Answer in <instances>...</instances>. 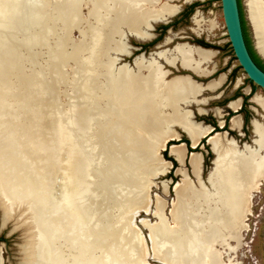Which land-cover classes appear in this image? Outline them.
<instances>
[{
  "label": "bare ground",
  "instance_id": "bare-ground-1",
  "mask_svg": "<svg viewBox=\"0 0 264 264\" xmlns=\"http://www.w3.org/2000/svg\"><path fill=\"white\" fill-rule=\"evenodd\" d=\"M175 1L0 0V207L5 215L24 218L30 241L19 264H229L223 255L233 250L231 242L241 246L250 196L264 181V124L252 120L251 144L240 146L227 132L210 133L212 127L193 120L188 106L207 104L198 96L216 92L226 76L206 85L188 75L168 79L160 61L206 77L212 71L205 67L215 57L211 50L183 43L148 58L138 55L132 66L119 63L130 55V36L153 40L154 26L168 24L179 13ZM262 1L245 0V5L264 54ZM169 35L163 46L174 42ZM241 102L229 104L235 113L231 130L238 132ZM251 102L264 113L263 97L254 95ZM22 112L31 123L39 116L42 132L53 126L63 136L60 142L69 151L60 153L58 143H51L50 161L60 179L72 176L71 199L61 195L56 202L52 176H41L32 163L6 158L12 144L5 139L6 123ZM198 113L206 112L199 108ZM215 115L221 118L219 109ZM223 124L219 121L220 128ZM175 129L192 149L207 139L213 167L204 183L202 155L190 153L194 185L183 168L184 144L169 147L179 161L181 181L168 215L157 196L156 221L140 220L148 229L145 241L133 220L147 215L150 185L170 168L159 153L169 141L180 140Z\"/></svg>",
  "mask_w": 264,
  "mask_h": 264
},
{
  "label": "rangeland",
  "instance_id": "rangeland-1",
  "mask_svg": "<svg viewBox=\"0 0 264 264\" xmlns=\"http://www.w3.org/2000/svg\"><path fill=\"white\" fill-rule=\"evenodd\" d=\"M185 4L189 3H186L185 0L184 3L183 0H177L173 2V5L180 7V11L184 10L187 7V5ZM240 4L249 33L250 41L252 45H254L255 40L252 34V27L247 18L245 0H240ZM204 6L205 7L198 8V10H196L195 12L193 10L191 14L187 16H182V14L180 15L179 11V13L169 21L170 24L168 23V27L170 28H168L164 33H162V35L158 37L157 43H155L154 45L151 44L149 46V51H155L157 53L163 50L172 49L176 44L186 43L215 52V57L213 58L212 62L208 63L205 68L208 71H212L211 74L214 73L213 76L210 77L211 80H215L223 74L226 76L225 82L223 83L221 88L214 92L215 94H209L211 99L208 100L207 104H203L200 106L191 104L188 106V109L192 112L193 120L195 122L212 127V132L224 131L228 133L229 137L235 139V141L239 142V139H241L239 145H243L244 143L251 144V139L253 137L250 126L251 121L256 119L264 124V113L254 103L251 102V98L254 95H260L264 98V90L251 84L243 70L239 68L240 66L234 57L231 46L229 45L230 43L228 41L225 25L223 22L220 0H206ZM195 20L201 22L200 26L195 23ZM155 27L156 26H154V28ZM161 27L162 26L160 24L159 26L157 25V28L161 29ZM198 28L201 30H199ZM167 31H170V33L174 35V42H172L170 45L163 46L162 43L164 42L165 38L170 36L169 32ZM150 33H152V31ZM74 37H77V33L74 34ZM131 43L136 46V44H134L133 42ZM156 45H158V49L153 48ZM129 56L123 57L119 61V63H127L129 66H132L133 62L132 65L129 64ZM160 63L162 66H165L164 69L169 73L168 79L175 77V75H188L185 72H179L176 70L180 67L178 64H176V66L174 67L166 65L162 61H160ZM250 89L251 93L249 95H246L245 90L250 91ZM201 94H203L204 97L207 96L205 92H202ZM202 97V95L198 96L197 99H206ZM238 99H245L243 107L240 108L238 112V115L241 117L242 123L243 117H245L246 120L245 129L243 131L246 134L244 138L243 136H238V131L231 130L230 124V121L235 116V113L231 111V109L229 108V104L231 102L237 101ZM64 100L65 99L62 97V101ZM199 108L203 109L206 113L204 115H200L198 113ZM216 109H219L221 118H218L215 115ZM219 121H222L223 123L226 122L225 125L223 124L224 126L221 129L217 127L219 125ZM175 131L179 134V138L181 140H173L175 142L174 145L180 144L181 142H183V140L187 141V138L183 132H181L179 129H175ZM243 132H241L242 135ZM205 140L206 139H202V150V146L197 148V150H190L189 146H187V149L189 153L197 152L203 154L201 177L202 181L204 183H207V176L213 167V164L211 163L212 161H214V155L210 151V147L206 145ZM189 142L190 141H188V144L191 145ZM169 147L167 145L166 149L159 153L161 159L170 163V168L167 170L164 176L160 177L158 180L153 181L154 184L156 183L154 186L150 185L148 195L150 197L151 206L149 208V212L147 213V215L146 213H140L133 220V224L139 229L140 235L145 241L148 237V229L141 225L140 220L144 219L148 223H153L156 221L154 208L157 196L165 201V213L168 215L171 205L174 201V187L178 182L181 181V176L178 173V169L180 168V166L175 161L174 157L169 155ZM65 159L66 156L61 154V160L64 161ZM183 168L186 169V173L193 184L198 185L196 182L197 180H195L190 173L191 169L189 165L185 163ZM58 174L56 172L52 174V196L54 197L56 202L60 200L59 197L61 195H63L65 198L71 199L74 187L72 176H70L69 174L68 176L62 175L64 179H60V177H58ZM65 180L68 188L65 190L62 189V192H60L61 186L63 187ZM164 183L168 185L166 193L163 189ZM250 204V212L244 219L245 229L240 233L241 246L239 248H236V244L231 242V247L233 248V250L231 252H228L229 254L225 253L223 255V260L225 261V263L264 264V181L259 187V191L257 193L251 194ZM169 223L170 225H174L171 219L169 220ZM28 234L29 233L26 229L24 218L19 216L18 213L5 215L2 210V216L0 215V251L3 264H19L20 258L25 255L27 243H29L30 241L28 238ZM40 238L41 236L39 234V236L37 237V249H39L40 247ZM151 264H155V262H151Z\"/></svg>",
  "mask_w": 264,
  "mask_h": 264
},
{
  "label": "water",
  "instance_id": "water-1",
  "mask_svg": "<svg viewBox=\"0 0 264 264\" xmlns=\"http://www.w3.org/2000/svg\"><path fill=\"white\" fill-rule=\"evenodd\" d=\"M220 2H221L223 22L225 25L228 41L232 48L234 57L238 62L239 66L241 67V69L243 70V72L245 73V75L247 76L248 80L253 85L264 90V71H262L253 61L245 44V40L242 32V26H241L238 1L220 0ZM252 34H253V30H252ZM253 38L255 40L254 34H253ZM252 46L256 54L264 61V54L261 53V51H259L256 42H254V45ZM188 76L191 78L190 75ZM10 121H12V123L11 122L6 123L5 126L6 127L5 139L10 144L12 142L13 145L11 144L9 146L10 149H5L7 151L4 152L5 155L7 156L6 158L9 161H17V163L21 161H24L26 164L32 163V165L36 167L37 171L41 174V176L43 175L45 176L49 174L51 178L52 174L55 171V166L54 168L51 167V161H50V154L52 153L51 143L53 146H55L58 143L57 150L58 152L61 151L60 153H62L63 151L65 152L69 151V149L66 148L67 146L65 142H60L64 140H62L63 136H59L60 134L59 130L58 129L55 130L53 126H49L46 128L44 132H42L44 129H41L38 125L39 116L33 117V122L31 123V117L26 118L24 116V112L21 113L20 117L16 121L13 119H11ZM210 133H212V131ZM205 143L207 144V139L205 140ZM5 146L6 143H4V148ZM201 146L203 147V145ZM57 153L56 155L58 157ZM211 164H213V161ZM29 176L30 175H28V177ZM7 179L9 178L7 177ZM22 187L15 188L16 193L20 192L19 195L21 196L23 195V193H21L20 191ZM34 187L35 189L33 193L37 196L38 193L40 192V189L37 186H35V184ZM67 188L68 187L65 180L63 187L61 186L60 192H62V189L65 190ZM17 197H18L17 198L18 201L24 200V197H20L18 195ZM25 200H30V199L27 198ZM32 206L30 205V209L32 208ZM19 209L22 208L21 207L19 208L17 206V210ZM0 215L2 216L1 208H0Z\"/></svg>",
  "mask_w": 264,
  "mask_h": 264
},
{
  "label": "flooded vegetation",
  "instance_id": "flooded-vegetation-1",
  "mask_svg": "<svg viewBox=\"0 0 264 264\" xmlns=\"http://www.w3.org/2000/svg\"><path fill=\"white\" fill-rule=\"evenodd\" d=\"M183 3H184V0H183ZM204 3H206V0H204V1H198V0H195V1H193V2H191V3H189V4H185V5H187V7L184 9V10H181L180 11V15L182 14V16H187V15H189V14H191V12L194 10V12L196 11V10H198V8H201V7H205L204 6ZM198 12H200V11H198ZM198 12H196V13H198ZM170 24V23H169ZM169 24H166V25H164V24H160L162 27H161V29H159V28H157V26L152 30V33H150V35H152L153 36V40H149V41H146V42H140V41H137V40H135L134 38H132L131 36H130V38L128 39V44H129V46L131 47V51H130V56H129V64H132V62H133V59L135 58V57H137L138 55H143L144 57H149L151 54H154V53H156L155 51L153 52V51H149V46L151 45V44H155V43H157V39H158V37L160 36V35H162V33H164L168 28H170V27H168L169 26ZM159 26V25H158ZM199 29V28H198ZM207 29V28H206ZM199 30H201V29H199ZM158 32V33H157ZM167 32H169V31H167ZM199 36V35H198ZM131 42H133L134 44H136V46L135 45H133ZM154 49H158V45H156V46H154L153 47ZM163 67H165V66H163ZM177 71H182V72H185L186 74H188V75H190L191 76V78L194 80V81H196L197 83H200V84H202V85H206L209 81H211V79H210V77H212L213 76V74H210L209 76H201V75H196V74H193V73H191V72H188V71H185L184 69H182V68H177L176 69ZM205 93H206V97H204V95L203 94H201L204 98H206L207 100H210L211 99V97H210V95L209 94H212L211 92H209V91H205ZM251 93V89H250V91L248 92V94H246V95H249ZM200 95V96H201ZM202 97V98H203ZM244 102H245V99H243L242 100V102H241V107L240 108H242L243 107V105H244ZM225 123L226 122H224V125H225ZM245 125H246V120H245V117H243V123H242V128H241V132H243L244 131V129H245ZM218 127V126H217ZM241 132H239V134H238V136L239 137H242L243 136V138L245 137V133L243 132V135L241 134ZM239 142H241V139H239ZM240 146H242V145H240Z\"/></svg>",
  "mask_w": 264,
  "mask_h": 264
},
{
  "label": "trees",
  "instance_id": "trees-1",
  "mask_svg": "<svg viewBox=\"0 0 264 264\" xmlns=\"http://www.w3.org/2000/svg\"><path fill=\"white\" fill-rule=\"evenodd\" d=\"M238 1V7H239V13H240V19H241V26H242V32H243V36H244V40H245V44L247 46V49L249 51V54L250 56L252 57L253 61L256 63V65L262 70L264 71V61L256 54V52L254 51L253 49V46H252V43L250 41V38H249V33H248V30H247V27H246V22L244 20V16L242 14V8H241V4H240V0H237ZM230 45V44H229ZM232 50V48H231ZM241 68V67H239ZM251 83V82H250ZM252 84V83H251ZM184 143H186L187 146H189V149L191 150L190 148V145L188 144V140L187 141H184ZM190 143V142H189ZM172 144H175L174 141H170L168 143V147ZM201 144L203 145V141L201 142ZM197 150V149H196ZM195 150V151H196Z\"/></svg>",
  "mask_w": 264,
  "mask_h": 264
},
{
  "label": "crops",
  "instance_id": "crops-1",
  "mask_svg": "<svg viewBox=\"0 0 264 264\" xmlns=\"http://www.w3.org/2000/svg\"><path fill=\"white\" fill-rule=\"evenodd\" d=\"M181 140V139H180ZM179 140V141H180ZM180 143V142H179ZM183 142H181L180 144H182ZM179 144V145H180ZM184 144V149H185V158H184V164L185 163H187L188 165H189V158H188V156H189V152H188V149H187V145L185 144V143H183ZM203 149V147L201 148V150ZM201 154V153H200ZM169 155H171V156H173L174 157V159H175V161L178 163V165H179V161H178V159L174 156V155H172V154H170V152H169ZM202 155V158H203V154H201ZM189 167H190V165H189ZM191 169V168H190Z\"/></svg>",
  "mask_w": 264,
  "mask_h": 264
}]
</instances>
